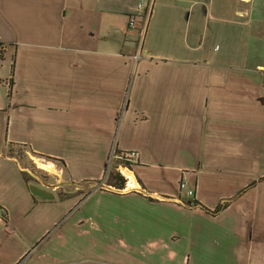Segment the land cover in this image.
Masks as SVG:
<instances>
[{
	"label": "crops",
	"instance_id": "crops-1",
	"mask_svg": "<svg viewBox=\"0 0 264 264\" xmlns=\"http://www.w3.org/2000/svg\"><path fill=\"white\" fill-rule=\"evenodd\" d=\"M138 1L0 0V264H264V0Z\"/></svg>",
	"mask_w": 264,
	"mask_h": 264
},
{
	"label": "built area",
	"instance_id": "built-area-1",
	"mask_svg": "<svg viewBox=\"0 0 264 264\" xmlns=\"http://www.w3.org/2000/svg\"><path fill=\"white\" fill-rule=\"evenodd\" d=\"M153 1L154 0H139L137 3V11L132 14L129 18V28L135 29L137 28V23L140 21L141 27V43L144 38V33L147 27L149 15L153 9ZM139 18L141 20H139ZM4 53L3 44L0 41V60ZM140 50L138 51L137 58L140 57ZM140 152L136 150L131 151H117L115 147H113L110 153V160L113 162L116 160L118 162V169L122 171V169L129 170L130 166L133 162L139 160ZM180 190L184 191L188 196H195L196 190L195 187L190 186L188 180L186 178H182L179 184Z\"/></svg>",
	"mask_w": 264,
	"mask_h": 264
},
{
	"label": "rangeland",
	"instance_id": "rangeland-1",
	"mask_svg": "<svg viewBox=\"0 0 264 264\" xmlns=\"http://www.w3.org/2000/svg\"><path fill=\"white\" fill-rule=\"evenodd\" d=\"M20 154L22 151H19ZM25 154L24 152H22V155ZM26 157V156H24ZM23 157V158H24ZM31 163L29 162V169L31 171V175L36 176L37 178H35V180H40L43 181L45 183V185L48 186L49 189H52L59 181L60 177L58 176V172L55 170L54 167H47L44 166L42 163H48V162H44V161H37V163L33 160V158H31ZM47 161H49L48 159H45ZM114 163H116V160L112 162L110 170H109V175L112 174V172H116L118 173L120 176L125 177L122 172H120V170H117L118 165H115ZM125 173V171H123ZM107 181L109 180V177H107L106 179ZM106 181V182H107ZM63 184H65V188L66 190H60L58 189V195L60 198H67L71 195V193H69V191L74 190L76 185L71 182V181H66L63 182ZM80 194H82L81 191H79ZM127 244H122V246H118L121 250L122 249H127Z\"/></svg>",
	"mask_w": 264,
	"mask_h": 264
},
{
	"label": "trees",
	"instance_id": "trees-1",
	"mask_svg": "<svg viewBox=\"0 0 264 264\" xmlns=\"http://www.w3.org/2000/svg\"><path fill=\"white\" fill-rule=\"evenodd\" d=\"M108 177H109V180H108V183L109 184H111L113 186H116L118 188H123L124 187V185H125V178L123 176H120L116 172H112V174H110V176H108ZM223 206H224L223 204L219 205V207L214 212L219 211L221 208H223Z\"/></svg>",
	"mask_w": 264,
	"mask_h": 264
},
{
	"label": "water",
	"instance_id": "water-1",
	"mask_svg": "<svg viewBox=\"0 0 264 264\" xmlns=\"http://www.w3.org/2000/svg\"><path fill=\"white\" fill-rule=\"evenodd\" d=\"M31 191L34 194L40 195V196L45 197V198H51L53 196V194L51 192H49L47 190L40 189L35 185H31Z\"/></svg>",
	"mask_w": 264,
	"mask_h": 264
},
{
	"label": "bare ground",
	"instance_id": "bare-ground-1",
	"mask_svg": "<svg viewBox=\"0 0 264 264\" xmlns=\"http://www.w3.org/2000/svg\"><path fill=\"white\" fill-rule=\"evenodd\" d=\"M44 166H47V167H51V163H42ZM123 170H126V169H122V171ZM125 175H127V177H129L130 179H131V182H130V184L132 185L133 184V176H132V173L131 172H129V171H125Z\"/></svg>",
	"mask_w": 264,
	"mask_h": 264
}]
</instances>
